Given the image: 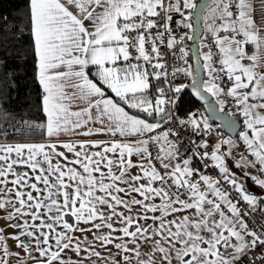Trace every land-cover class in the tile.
<instances>
[{
    "label": "snow or ice",
    "instance_id": "1",
    "mask_svg": "<svg viewBox=\"0 0 264 264\" xmlns=\"http://www.w3.org/2000/svg\"><path fill=\"white\" fill-rule=\"evenodd\" d=\"M17 19L0 264H264V0H27ZM29 58L25 119L3 105ZM186 89L204 111L179 115Z\"/></svg>",
    "mask_w": 264,
    "mask_h": 264
},
{
    "label": "trees",
    "instance_id": "2",
    "mask_svg": "<svg viewBox=\"0 0 264 264\" xmlns=\"http://www.w3.org/2000/svg\"><path fill=\"white\" fill-rule=\"evenodd\" d=\"M197 2H200V0ZM26 7L27 0H0V16L7 17L11 24L19 23L20 21L17 18L22 15ZM187 43L189 46L192 44L191 41ZM9 64L18 73V90L6 93L9 102L4 104L3 107L14 113L22 114L23 118L27 119L31 116L30 101L34 100V97L30 95L32 92L31 60L30 58L22 61L9 60ZM0 87L3 86L0 85ZM199 105L192 93L187 91L182 96V107L179 113L190 111ZM16 119H20V115H17ZM16 139H19V137L17 136Z\"/></svg>",
    "mask_w": 264,
    "mask_h": 264
},
{
    "label": "built area",
    "instance_id": "3",
    "mask_svg": "<svg viewBox=\"0 0 264 264\" xmlns=\"http://www.w3.org/2000/svg\"><path fill=\"white\" fill-rule=\"evenodd\" d=\"M175 19H178V17H174V20ZM173 27L175 28V24L173 25ZM184 82L185 83H188L189 81L188 80H184ZM187 91L188 90L186 89L185 92H187ZM195 109H200L201 111H204L205 110L203 105L196 106L192 110H195ZM192 110H190V111H192ZM225 111H229V109L226 108ZM187 112H189V111H187ZM187 112L179 113V115L184 116ZM215 125H217V123H214V126ZM225 134L228 135V133H226L224 131V135ZM193 138H195V137H193ZM262 225H264V221L261 220L259 213L252 214L251 215V219L249 221V226L252 227V228H255L257 231H259L261 229V226ZM258 251L259 250H257V252H254V253H250L249 255L256 256L258 254ZM258 264H259V262H258Z\"/></svg>",
    "mask_w": 264,
    "mask_h": 264
},
{
    "label": "crops",
    "instance_id": "4",
    "mask_svg": "<svg viewBox=\"0 0 264 264\" xmlns=\"http://www.w3.org/2000/svg\"><path fill=\"white\" fill-rule=\"evenodd\" d=\"M198 1V0H197ZM205 75V78H206V73L204 74ZM84 137H80V139H83ZM94 139H107L106 136H97V137H93ZM62 150V149H61ZM229 163H231V161H229ZM252 185V181L251 180H248L247 182V186L251 187ZM253 192H256V193H259L261 190L257 187V188H253L252 189ZM4 224V221L0 220V225H3ZM8 231H12V229H8Z\"/></svg>",
    "mask_w": 264,
    "mask_h": 264
},
{
    "label": "water",
    "instance_id": "5",
    "mask_svg": "<svg viewBox=\"0 0 264 264\" xmlns=\"http://www.w3.org/2000/svg\"><path fill=\"white\" fill-rule=\"evenodd\" d=\"M199 3V2H198ZM204 75V74H203ZM188 91H190L191 92V90L190 89H187ZM192 93V92H191ZM192 95L194 96V94L192 93ZM195 97V96H194ZM195 99L198 101V103L200 104V105H203L204 106V109H205V104H204V102H202V101H200L198 98H196L195 97ZM213 122L214 123H217V124H219V125H223V122L222 121H220L218 118H213ZM224 131L226 132V133H228L227 132V130L226 129H224Z\"/></svg>",
    "mask_w": 264,
    "mask_h": 264
}]
</instances>
